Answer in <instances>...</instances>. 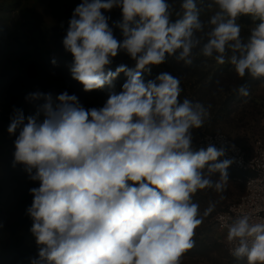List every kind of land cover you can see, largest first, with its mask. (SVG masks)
Instances as JSON below:
<instances>
[{
  "label": "clouds",
  "instance_id": "obj_1",
  "mask_svg": "<svg viewBox=\"0 0 264 264\" xmlns=\"http://www.w3.org/2000/svg\"><path fill=\"white\" fill-rule=\"evenodd\" d=\"M214 6L207 22L197 0H182L175 20L168 0H82L74 9L63 38L72 78L86 92L111 87L120 73L127 80L101 108L85 109L67 92L55 100L35 92L26 99L43 101L36 115L25 123L23 111L14 110L8 132L20 131L13 166L23 164L39 181L27 208L39 247L31 264H182L195 246V230L215 204L201 215L193 196L222 193L233 161L218 162L223 147L194 150L193 130L205 125L209 111L179 99L180 78L162 72L145 82L143 73L169 58L191 66L199 54L227 62L240 78L264 79V0L206 4ZM113 8L121 10L113 26L122 40L104 14ZM241 17L254 23L246 39ZM119 52L135 61L134 69L109 68ZM233 91L249 95L246 85ZM221 227L234 258L264 264V220L241 214Z\"/></svg>",
  "mask_w": 264,
  "mask_h": 264
},
{
  "label": "rangeland",
  "instance_id": "obj_2",
  "mask_svg": "<svg viewBox=\"0 0 264 264\" xmlns=\"http://www.w3.org/2000/svg\"><path fill=\"white\" fill-rule=\"evenodd\" d=\"M81 2L82 0H0V23L7 30L10 42L21 41L26 45L30 61H39L40 54L45 58L59 59L60 55L53 42L45 37V29H58L67 33L74 9ZM168 2L173 6L172 18L175 20L177 18L175 13L182 11L180 8L182 0ZM208 2L210 0H205L204 5H200V0H197L198 6L202 7L201 19L205 22L216 10L215 6L212 9L207 8ZM104 14L110 17L109 25L113 27L115 37L122 40V31L113 26V22L122 19L121 10L113 8ZM241 27V35L246 39L253 26L241 24ZM194 52L199 53V49ZM27 62L20 61L14 55L0 57V73H24ZM120 65L134 69L135 61L125 52H119L109 68L115 71ZM40 69L48 89H44L42 84L25 88L20 96H17L19 106L14 104V109L12 107L8 111L9 119L13 117L15 109L23 111L25 123L28 116L36 115L38 105L43 101L26 99L30 93L35 92L51 94L53 100L67 92L69 95H76L85 109L101 108L109 93L118 94L127 80L125 73H120L115 79L118 84L114 85L112 91L105 93L96 89L86 92L81 87L82 84L72 78L70 66ZM162 72H169L180 78V86L183 89L179 97L181 101L188 98L193 102H201L208 108L209 117L205 125L193 130L194 150H198L197 143L203 135L217 132L226 134L243 148L251 147L258 140L264 143V79H254L247 74L240 78L227 62L219 65L213 58L199 54L195 55L191 66L176 63L172 58L162 65L152 66L150 73H143L145 82L155 80ZM241 85L247 86L249 91L247 97L233 91ZM27 103L32 104L27 107L25 106ZM43 118L41 114L39 119L42 121ZM222 160L224 159L218 158V162ZM227 173L228 181L222 193L214 189H204L193 196L194 202L199 204L201 215L210 204H215V208L204 217L203 223L195 230V246L184 254L182 264H246V260H237L230 254L226 236L218 230L214 222L215 215L236 201L244 191L243 180L246 174L237 171L231 165ZM218 178L219 173L213 176L214 180Z\"/></svg>",
  "mask_w": 264,
  "mask_h": 264
},
{
  "label": "trees",
  "instance_id": "obj_3",
  "mask_svg": "<svg viewBox=\"0 0 264 264\" xmlns=\"http://www.w3.org/2000/svg\"><path fill=\"white\" fill-rule=\"evenodd\" d=\"M238 22L254 26L248 17H241ZM65 36L64 31L46 28L45 37L53 42L60 58L49 59L40 54L39 61H30L26 45L21 41L10 42L7 30L0 23V57L14 55L20 61H28L24 73H0V264H31V260L38 257L39 247L30 231L33 221L27 214V208L33 201L30 189L39 187V181L30 179L23 164L13 166L14 141L20 130L17 129L13 134L8 132L11 119L7 115L14 104L19 106L16 99L25 88L42 84L44 89H48L41 67L62 68L71 65L73 57L63 46ZM116 84L118 81L114 80L111 87L105 86L98 90L107 93ZM29 104L25 106L32 103Z\"/></svg>",
  "mask_w": 264,
  "mask_h": 264
},
{
  "label": "built area",
  "instance_id": "obj_4",
  "mask_svg": "<svg viewBox=\"0 0 264 264\" xmlns=\"http://www.w3.org/2000/svg\"><path fill=\"white\" fill-rule=\"evenodd\" d=\"M209 144L218 149L223 147L225 156L220 158L232 160L231 166L246 174L242 195L215 215L214 222L218 230L227 236V229L221 225L241 214H249L257 220H264V143L258 140L251 147L243 148L226 134L217 132L203 135L197 143V148L206 149ZM226 243L230 252L231 245L227 239Z\"/></svg>",
  "mask_w": 264,
  "mask_h": 264
}]
</instances>
